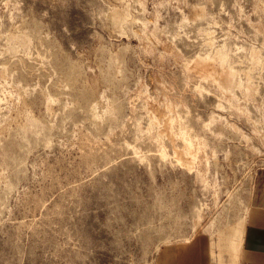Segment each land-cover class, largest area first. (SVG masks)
Returning a JSON list of instances; mask_svg holds the SVG:
<instances>
[{"label": "rangeland", "instance_id": "374dc122", "mask_svg": "<svg viewBox=\"0 0 264 264\" xmlns=\"http://www.w3.org/2000/svg\"><path fill=\"white\" fill-rule=\"evenodd\" d=\"M263 197L264 0H0V264H240Z\"/></svg>", "mask_w": 264, "mask_h": 264}, {"label": "crops", "instance_id": "0c3cea01", "mask_svg": "<svg viewBox=\"0 0 264 264\" xmlns=\"http://www.w3.org/2000/svg\"><path fill=\"white\" fill-rule=\"evenodd\" d=\"M175 261V264H207L204 239L198 238L177 249ZM240 264H264V197L253 206L245 226Z\"/></svg>", "mask_w": 264, "mask_h": 264}]
</instances>
